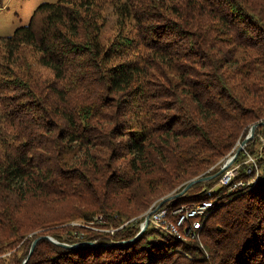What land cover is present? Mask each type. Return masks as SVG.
Returning a JSON list of instances; mask_svg holds the SVG:
<instances>
[{
    "label": "trees",
    "instance_id": "16d2710c",
    "mask_svg": "<svg viewBox=\"0 0 264 264\" xmlns=\"http://www.w3.org/2000/svg\"><path fill=\"white\" fill-rule=\"evenodd\" d=\"M0 46V264L35 231L26 264H264V125L256 182L228 192L218 175L166 203L213 200L198 237L127 241L264 120V0L44 1Z\"/></svg>",
    "mask_w": 264,
    "mask_h": 264
},
{
    "label": "rangeland",
    "instance_id": "374dc122",
    "mask_svg": "<svg viewBox=\"0 0 264 264\" xmlns=\"http://www.w3.org/2000/svg\"><path fill=\"white\" fill-rule=\"evenodd\" d=\"M44 1H49V2H56V1H58V0H0V38L2 37V36H5V35H9V34H11L17 27H19V26H22V25H25V24H27L28 22H29V20H30V17H31V15H32V13H33V11L35 10V8L40 4V3H42V2H44ZM0 48H1V46H0ZM241 50H242V47L240 48ZM27 57V54H25V57L24 58H26ZM28 58V57H27ZM36 71L37 72H40L41 73V76L42 77H44L45 75H47L49 72L46 70V69H44V68H42V67H39V68H36ZM264 125V124H263ZM258 128V127H257ZM250 129V128H249ZM248 132H249V130H248ZM248 132L246 133V135L248 134ZM246 135H244V137L241 135L239 138H238V140H237V142H236V145H235V147L233 148V150L230 152V153H228L225 157H223L222 159H220L217 163H215L210 169H214L215 167H217V165L219 164V163H222L221 164V166L222 165H224L226 162H227V160L229 159V157L230 156H232V154L234 153V151L236 150V148L241 144V142H242V140L245 138V136ZM262 136H259L258 135V139H259V141L261 142V144H263L264 145V139H262L261 138ZM243 138V139H242ZM242 139V140H241ZM252 139V138H251ZM250 139V140H251ZM249 140V141H250ZM248 141V142H249ZM248 142L243 146V148L240 150V152L241 151H243V152H245V154H246V160L249 158V157H252L253 159H254V162L252 163L253 164V167L251 168V172H250V177L252 178L253 177V180H256L257 181V179L259 178V176H260V172H259V169H258V167H257V164H256V157L253 155V154H251L249 151H247V149H246V147H247V144H248ZM260 142H259V144L258 143H256L255 145H254V148H256L257 146H259L260 145ZM239 152V153H240ZM238 157V156H237ZM236 157V158H237ZM236 159L229 165V166H227L226 168H225V170L221 173V174H219L220 175V177H221V175H223L224 173H225V171L226 170H228V172L229 173H231L232 171H231V169L232 168H234L235 167V165H236ZM248 163H251V162H249L248 161ZM210 175H212V174H210ZM206 176H209V175H206ZM206 176H201V177H206ZM218 176V175H217ZM220 177H219V179H218V181H217V183H216V187H220V186H222L221 184H220V182H219V180H220ZM250 177L249 178H247V180L248 179H250ZM215 178V177H214ZM213 179V178H212ZM210 180V179H209ZM247 180L246 179H244V185H238L237 187H235L234 185H233V183L232 184H230V189H229V186H226L227 187V189H228V192L230 191V192H235V191H239V190H242V189H245V188H247L248 186L246 185V183H248L247 182ZM203 181H208V179H206V180H203ZM203 181H201V182H203ZM185 187V186H184ZM184 187L180 190V191H178V188H176V189H174V190H172V191H170V192H168L167 194H165V195H163V196H159L158 198H156V199H154L152 202H151V205H150V207L148 206V208L146 209V210H144V211H142L140 214V216H143V219H144V215H147L148 213H151L152 212V210L155 208V207H164V208H171V210L169 209V211H173L174 209H178V208H180L181 206H187V205H189V204H192V203H198L201 207H208L209 206V203H206V202H208L209 201V199L207 198V200H206V198H204V200L203 201H206V202H203V201H198V202H189V203H183V204H180V205H173V206H171V207H169V206H167L166 205V203H168L169 201H171L172 199H174V198H172V199H166V198H168L169 196H173L174 194H176V193H179V192H181L183 189H184ZM216 187H212V188H210V189H212V191L213 190H215L216 189ZM232 187V188H231ZM186 192V191H185ZM184 192V193H185ZM183 193V194H184ZM209 196V195H208ZM178 197V196H177ZM176 198V197H175ZM161 201H164V202H162L161 203ZM213 201V200H212ZM157 203V204H156ZM155 204V205H154ZM213 204H214V202H213ZM155 207H154V206ZM152 206H153V208H152ZM214 206V205H213ZM210 207L209 209H208V211H207V213L205 214V217H207L208 216V214H209V212L212 210V209H214L215 207ZM175 207H177V208H175ZM174 208V209H173ZM212 208V209H211ZM176 211H178V210H176ZM139 215V214H138ZM135 219V217H133L132 219H130V221L131 220H134ZM141 222H143V220L141 221ZM140 222V223H141ZM82 224H83V226H85L86 228H92V225H90L91 223H83V222H81ZM73 224H76L75 222H73ZM140 228H141V224H140ZM92 229H95L94 231H97V232H99V231H109V229H101V230H97V228H92ZM112 230V229H111ZM109 231V232H113V230L112 231ZM38 232L39 231H35V232H30L28 235H27V237H28V240H29V245H28V253H27V256H26V258H24V260L22 261V263L21 264H26V262H27V260L29 259V257L31 256V253L33 252V250H34V248H35V246H36V244H37V242L41 239V237H42V235H41V233H39L38 234ZM139 232V231H138ZM46 236H50V235H46ZM51 238H53V239H55L54 237H52V236H50ZM25 239H27V238H25ZM56 240V239H55ZM58 241V240H57ZM33 243H35L34 244V246H33V248H32V245H33ZM31 248H32V250H31Z\"/></svg>",
    "mask_w": 264,
    "mask_h": 264
},
{
    "label": "built area",
    "instance_id": "2783aa9c",
    "mask_svg": "<svg viewBox=\"0 0 264 264\" xmlns=\"http://www.w3.org/2000/svg\"><path fill=\"white\" fill-rule=\"evenodd\" d=\"M248 161L253 163L254 159L249 157L246 162ZM238 168L239 164L231 169V173L226 170L225 173L221 175L219 182L222 183V186H229L230 189V184L232 183L235 187L244 183L243 179L234 180L238 173ZM247 172H251V166L247 169ZM250 180L251 181L248 182H256V180H253V177ZM208 191H210V189ZM163 208L164 207H158L156 211L153 212L152 216H150L149 225L160 226V232L166 237L179 235L185 236L187 239H193L194 227L199 224L200 220L190 221V214H194L195 211L207 210L208 207H199V204H194V206L191 207H181L177 209L178 211H176L173 216H163ZM168 218H175V226H168ZM140 224L141 226L143 225L142 222Z\"/></svg>",
    "mask_w": 264,
    "mask_h": 264
},
{
    "label": "water",
    "instance_id": "95a60500",
    "mask_svg": "<svg viewBox=\"0 0 264 264\" xmlns=\"http://www.w3.org/2000/svg\"><path fill=\"white\" fill-rule=\"evenodd\" d=\"M263 124H264V120H263V121H260V122H258V123H255V124H253V125H251L248 134H247V135L245 136V138L242 140L241 144L236 148V150L234 151V153L232 154V156L229 157V159L227 160V162H226L224 165H222V166L220 167V169H219L216 173H214V174H212V175H209V176H206V177H199V178H195V179L190 180V181L185 185L184 189H183L181 192L176 193V194H174L173 196H169V197L166 198V199L168 200V199H172V198H175V197H177V196H180V195H182L185 191H187V190H188L193 184H195L196 182H201V181L206 180V179L209 180V179H212V178L216 177L217 175L221 174V173L225 170V168H226L227 166H229V165H230V164L236 159V157L238 156V154H239L240 150L243 148V146H244V145H245V144H246L251 138L254 137V135H255V131H256V128H257L259 125H263ZM162 202H164V201H161V203H162ZM148 224H149V213L146 215L145 220H144V224L141 226L139 232L135 235V237H133V238L127 240V241H133V240H135L138 236L142 235V234L144 233V231L147 229ZM42 237H43V236H42ZM44 237L47 238V239H49V240H51V241H53V242L56 243V244H59V245H61V246L67 247V248H72V247H76V246L83 245V244H91V245H95V244H97V243H95V242H79V243H75V244H68V243H65V242H59V241H57V240L51 238L50 236H44ZM127 241H117V242H114L113 244L125 243V242H127ZM34 244H35V243H33L32 248H33ZM107 244H108V243H107ZM32 248H31V250H32Z\"/></svg>",
    "mask_w": 264,
    "mask_h": 264
},
{
    "label": "bare ground",
    "instance_id": "6f19581e",
    "mask_svg": "<svg viewBox=\"0 0 264 264\" xmlns=\"http://www.w3.org/2000/svg\"><path fill=\"white\" fill-rule=\"evenodd\" d=\"M248 183H250V182H248ZM248 183H246V184L248 185ZM252 183H254V182H252ZM220 184L222 185V183H220ZM240 185H244V183H242V184H240ZM212 193H213L212 189H210V191H207V195H212ZM203 200H204V199H203ZM203 200H201V201H203ZM206 200H207V198H206ZM203 202H206V201H203ZM206 203H209V206H208L207 210H203V211H195L194 214H190V221H197V220H200L199 224H197V225L194 227V238H195V237H198L197 229H199V228L201 227L203 219L206 218V217H205V214L207 213L208 209L214 205L210 197H209V201L206 202ZM156 204H157V203H156ZM194 204H196V203H192V204H189V205H187V206H181V207H191V206H194ZM197 204H198V203H197ZM154 205H155V204H154ZM154 205H153V206H154ZM153 206H152V208H153ZM154 207H155V206H154ZM181 207H180V208H181ZM199 207H201V206L199 205ZM157 208H158V207H155V208L152 210V212L149 213V221H150V216H152L153 212L156 211ZM175 208H177V207H175ZM169 209L171 210V208H169ZM169 209H168V208H163V216H173L174 213H175L176 210H177V209H174V208H173V209H174L173 211H169ZM178 209H179V208H178ZM145 217H146V215H144V219H143L142 224H144ZM148 226H149V224H148ZM151 226H153L155 229H157V230L160 231V226H155V225H151ZM168 226H175V218H168ZM144 232H145V231H144ZM171 238H174V239H177V240H180V241H188L187 237H185V236L172 235Z\"/></svg>",
    "mask_w": 264,
    "mask_h": 264
}]
</instances>
